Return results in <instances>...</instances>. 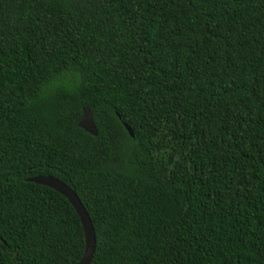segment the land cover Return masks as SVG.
<instances>
[{
	"label": "trees",
	"instance_id": "16d2710c",
	"mask_svg": "<svg viewBox=\"0 0 264 264\" xmlns=\"http://www.w3.org/2000/svg\"><path fill=\"white\" fill-rule=\"evenodd\" d=\"M35 176L88 264H264V0H0V264H77Z\"/></svg>",
	"mask_w": 264,
	"mask_h": 264
},
{
	"label": "water",
	"instance_id": "95a60500",
	"mask_svg": "<svg viewBox=\"0 0 264 264\" xmlns=\"http://www.w3.org/2000/svg\"><path fill=\"white\" fill-rule=\"evenodd\" d=\"M76 126L90 136L96 135V130L91 120V114L87 108L81 109V116ZM122 126L129 137H132V132L129 127L124 123ZM25 181L35 185L47 187L61 195L69 203L78 217L84 239L83 253L77 264H88L94 250V235L90 220L88 219L87 214L78 201L76 195L64 184L50 176H35L28 178Z\"/></svg>",
	"mask_w": 264,
	"mask_h": 264
},
{
	"label": "clouds",
	"instance_id": "9594fccd",
	"mask_svg": "<svg viewBox=\"0 0 264 264\" xmlns=\"http://www.w3.org/2000/svg\"><path fill=\"white\" fill-rule=\"evenodd\" d=\"M80 86L79 75H72V70L68 69L59 76L51 77L41 85L40 98L48 99L61 93L73 96L78 94Z\"/></svg>",
	"mask_w": 264,
	"mask_h": 264
}]
</instances>
